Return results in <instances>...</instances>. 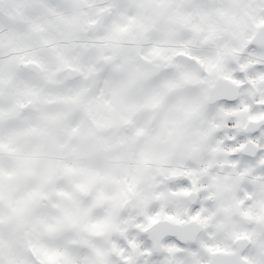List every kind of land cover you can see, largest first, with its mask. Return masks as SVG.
<instances>
[{
  "label": "snow or ice",
  "instance_id": "snow-or-ice-1",
  "mask_svg": "<svg viewBox=\"0 0 264 264\" xmlns=\"http://www.w3.org/2000/svg\"><path fill=\"white\" fill-rule=\"evenodd\" d=\"M0 264H264V0H0Z\"/></svg>",
  "mask_w": 264,
  "mask_h": 264
}]
</instances>
